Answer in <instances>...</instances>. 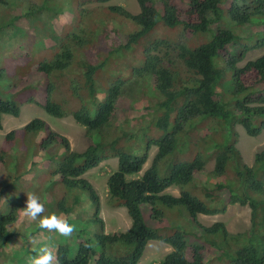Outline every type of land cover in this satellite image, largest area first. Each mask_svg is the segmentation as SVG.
<instances>
[{
	"label": "trees",
	"instance_id": "16d2710c",
	"mask_svg": "<svg viewBox=\"0 0 264 264\" xmlns=\"http://www.w3.org/2000/svg\"><path fill=\"white\" fill-rule=\"evenodd\" d=\"M112 1L0 0V130L35 103L87 140L74 150L40 117L5 134L0 264H32L45 247L53 264H140L153 240L172 249L152 264H264V147L251 163L238 147L264 131V53L242 64L264 50V0H136L137 12ZM129 103L149 110L145 124L119 118ZM111 158L106 204L131 225L105 232L85 175ZM27 193L71 235L27 218ZM236 204L250 207L244 231L201 220Z\"/></svg>",
	"mask_w": 264,
	"mask_h": 264
},
{
	"label": "rangeland",
	"instance_id": "374dc122",
	"mask_svg": "<svg viewBox=\"0 0 264 264\" xmlns=\"http://www.w3.org/2000/svg\"><path fill=\"white\" fill-rule=\"evenodd\" d=\"M110 4H124L132 11H138L139 5L136 0H113ZM175 34L171 29H159L155 32L157 37L172 36ZM198 40V38H196ZM264 53L263 49L250 50L242 64L246 61L256 58ZM150 114L149 110L145 108L143 104H131L120 112L119 118L126 119L130 126H136L138 118L139 121L145 124L147 116ZM35 117L44 118L50 125L58 130L61 134L65 135L70 142L71 148L74 150H82L87 146V140L84 136V128L78 125L72 116L64 118H56L55 122L51 121L50 116L46 114L44 108L35 104H26L19 117L12 115H5L3 120V129L0 130V142L7 132L13 128H19L24 126L30 120ZM238 147L240 148L244 160L247 163H251L254 157V153L264 147V131L258 137H248L242 134L238 140ZM156 148H153L150 152V157L145 165V168L150 164L151 158L154 155ZM117 158H111L106 161H102L97 167L86 173V177L93 183L96 191L99 193L100 200L103 208L101 217L105 222V232L127 230L131 225V218L123 206H107L106 204V187L108 175L117 168ZM214 161L210 160L208 163V169L213 168ZM202 183H206L209 180L207 176H201ZM168 192L178 194L179 189L176 187H170ZM176 216V214H173ZM172 215V216H173ZM203 223L210 224L215 221H223L226 223L228 229L232 232L244 231L250 227V207L245 205H230L225 213H219L215 215H201ZM172 249L167 243L160 241H150L147 245L145 255L142 257L141 264H152L161 260Z\"/></svg>",
	"mask_w": 264,
	"mask_h": 264
},
{
	"label": "clouds",
	"instance_id": "9594fccd",
	"mask_svg": "<svg viewBox=\"0 0 264 264\" xmlns=\"http://www.w3.org/2000/svg\"><path fill=\"white\" fill-rule=\"evenodd\" d=\"M23 209L27 218L31 220L39 219L41 229L54 230L63 236H70L73 232V227L67 220L55 214L47 217L42 216L45 209L40 197L36 193H27L26 207ZM55 259L54 254L45 247L40 250V254L34 258L32 264H53Z\"/></svg>",
	"mask_w": 264,
	"mask_h": 264
}]
</instances>
